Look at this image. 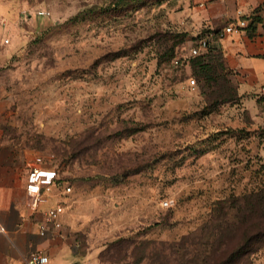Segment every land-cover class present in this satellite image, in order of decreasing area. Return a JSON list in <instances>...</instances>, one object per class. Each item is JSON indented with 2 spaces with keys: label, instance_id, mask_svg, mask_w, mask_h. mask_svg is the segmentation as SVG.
<instances>
[{
  "label": "rangeland",
  "instance_id": "rangeland-1",
  "mask_svg": "<svg viewBox=\"0 0 264 264\" xmlns=\"http://www.w3.org/2000/svg\"><path fill=\"white\" fill-rule=\"evenodd\" d=\"M195 6L0 0L6 131L64 166L77 264H264V98L206 59Z\"/></svg>",
  "mask_w": 264,
  "mask_h": 264
},
{
  "label": "crops",
  "instance_id": "crops-1",
  "mask_svg": "<svg viewBox=\"0 0 264 264\" xmlns=\"http://www.w3.org/2000/svg\"><path fill=\"white\" fill-rule=\"evenodd\" d=\"M196 18L207 28L201 47L206 59L217 65L235 85L239 96L256 102L264 98V0H194ZM241 17L250 18L248 29L225 32L226 26ZM11 98L0 86V264H26L35 252L50 256L49 264H77L67 227V214L56 227L47 211L63 201L53 188L38 209L26 190L28 174L41 166L36 156L8 135L4 114ZM44 166V165H42ZM42 225L47 226L45 234Z\"/></svg>",
  "mask_w": 264,
  "mask_h": 264
},
{
  "label": "built area",
  "instance_id": "built-area-1",
  "mask_svg": "<svg viewBox=\"0 0 264 264\" xmlns=\"http://www.w3.org/2000/svg\"><path fill=\"white\" fill-rule=\"evenodd\" d=\"M48 11L46 9L39 10L40 15H46ZM250 25V18L241 17L236 21L230 22L226 28L225 32H242L248 29ZM9 42V39L6 40ZM208 44L206 41H201V47H207ZM194 55L199 54V49L195 48L192 50ZM192 83H196V80L193 78ZM63 165H53V166H34L29 174L28 181L26 184V190L30 197L33 198V207L38 209L40 204L46 200V195L53 188H64V193H71L72 186L69 184V181L65 180L63 177L64 173ZM65 202L61 201L56 207H53L47 211V217L56 227L61 228L62 222L60 216L65 212ZM1 229V228H0ZM47 230L46 225H42L41 233L45 234ZM50 256L45 252H35L31 254L27 260L26 264H49Z\"/></svg>",
  "mask_w": 264,
  "mask_h": 264
},
{
  "label": "trees",
  "instance_id": "trees-1",
  "mask_svg": "<svg viewBox=\"0 0 264 264\" xmlns=\"http://www.w3.org/2000/svg\"><path fill=\"white\" fill-rule=\"evenodd\" d=\"M64 179H65V178H64ZM65 180H66V179H65ZM257 234L263 235V234H264V231L259 232V233H257ZM250 239H252L251 236H249L244 242H245V243H248V242L250 241ZM245 243H244V245H246ZM241 249H242V248H239V249H238L236 252H234L232 255H233V256H237L238 253H240V252L242 251ZM230 258H231V257H230ZM224 262H225V261H224Z\"/></svg>",
  "mask_w": 264,
  "mask_h": 264
}]
</instances>
